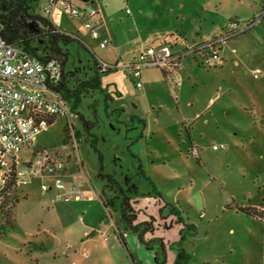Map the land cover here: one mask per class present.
<instances>
[{"label":"rangeland","instance_id":"obj_1","mask_svg":"<svg viewBox=\"0 0 264 264\" xmlns=\"http://www.w3.org/2000/svg\"><path fill=\"white\" fill-rule=\"evenodd\" d=\"M256 1L89 0L106 20L111 43L105 49L85 34L79 22L64 15L55 21L63 31L76 28L91 49L70 44L68 86L88 77L82 65L94 58L116 67L101 74L104 94L117 98L125 90L132 101L125 103L122 116L115 107L106 115L102 93L93 92L81 100L72 117L51 119L47 131L37 137L35 147L61 151L59 159L70 173H77L75 156L82 161L85 199L56 200L53 191L41 192L36 178L18 187L5 168L0 169V189L5 188L0 264H158L157 246L140 243L136 232L120 221V200L97 176L100 163L77 113L93 123L103 174L122 185L125 180L134 184L137 206H143L154 195L137 175L139 159L165 200L195 226V234L182 242L187 264H264V220L238 210L264 205V11L254 17L258 21L249 30L218 45L219 62L209 61L217 46L203 47L229 22L239 28L251 22ZM46 4L47 0H36L32 11L42 15ZM162 41L182 55L180 67L174 78L169 75L171 81L158 68L141 69L139 91L122 65L134 62L139 50ZM129 111L145 119L146 126L130 124ZM68 129H74L76 155L69 144L64 146ZM140 138L143 154L137 150ZM31 152L25 150L21 157L28 158ZM103 195L115 200L112 206H102ZM175 230H167V239L176 236ZM167 251L176 256L170 247Z\"/></svg>","mask_w":264,"mask_h":264},{"label":"built area","instance_id":"obj_2","mask_svg":"<svg viewBox=\"0 0 264 264\" xmlns=\"http://www.w3.org/2000/svg\"><path fill=\"white\" fill-rule=\"evenodd\" d=\"M42 12L53 24L63 15L70 21L79 22L86 35L100 49H105L109 44V39L101 31L103 22L100 13L92 4L82 2L81 5H76L72 0H47ZM126 12L129 13L128 10ZM257 21L258 19L251 20L243 28H239L236 22H229L221 35L204 43V48L217 46L209 61L219 62L218 45L246 32ZM83 44L91 50L86 42ZM181 58V54L162 44L139 50L137 59L122 67L129 77L135 79V87L142 89L139 81L141 69L155 67L167 74L172 73ZM98 65L101 72L116 68L105 63ZM61 79L62 66L58 60L39 59L0 38V169L5 168L7 176L13 171V179L18 187H24L31 179L36 178L40 182L41 192L53 191L55 199L59 201H79L85 199V173L82 161L76 155L78 144L74 140V129H68L64 146L69 144L76 155L74 159L77 173L67 170L59 159V150L52 153L42 150L33 155L31 152L28 158L21 157L23 151L34 149L38 135L47 131L51 119L64 117L68 120L72 117L69 105L54 90ZM178 81L175 80L177 83ZM220 148L224 146H213V150Z\"/></svg>","mask_w":264,"mask_h":264},{"label":"trees","instance_id":"obj_3","mask_svg":"<svg viewBox=\"0 0 264 264\" xmlns=\"http://www.w3.org/2000/svg\"><path fill=\"white\" fill-rule=\"evenodd\" d=\"M35 1L36 0H0V38L7 44L16 45L39 59L54 58L59 61L62 66V79L56 85V87H54V90L69 105V108L72 112L79 106L83 98H85L88 94L97 91L102 93L104 97V112L109 114L107 113V101L109 100V97L102 92L100 78L101 74L108 73L111 70L108 69L104 72H101L98 62L92 58L91 64H87L85 66L82 65V67L89 71L88 77L77 81L75 86L69 87L68 84L71 83L70 77L67 78L65 69L69 61L70 44H77L88 52H90V50L84 46L83 43L85 41L82 40V36L78 31L64 32L61 29V32L56 31V29L59 28L55 24L51 23L43 14H35L32 11V3ZM161 72L163 76H166L164 71L161 70ZM121 111L122 109L120 108L114 110L115 113ZM77 116L82 124L84 132L91 138L89 141V146L97 154V158L100 163V169L97 172V176L101 180L105 181L106 188L109 191H112V193H116L115 198H119L120 200V221L123 222L129 230L136 232L137 239L140 243H143L144 234L150 232L152 229L151 221H153V219L150 217L148 221L134 224L136 217L134 209L131 205L132 199L130 196L137 194V188L134 187V189L131 191L124 190L120 183L112 175L102 173V156L96 147V136L93 133H90L92 128L91 123L86 120L81 113H77ZM130 121H137L143 128L146 124L144 119H140L136 116H131ZM66 130L67 129H63V132ZM39 151H42V149L38 150L36 147H34L32 150V155ZM136 161L137 175L142 177L149 184L151 187V194L160 198L164 202V206L167 208L168 214L175 217V222L182 224L183 226V229L179 232V240L175 243L174 250L176 251V256L174 264H187L188 255L182 248V242L186 239L187 235L193 236L195 234V226L185 221L182 216V212L175 206V204L164 200L162 194L157 190L152 179L144 172L140 164V160L136 159ZM8 177L13 179V173H9ZM125 184H128L127 181H125ZM3 187L0 189V209L5 205V203H3L2 193L5 188L3 189ZM103 197L104 198H101L99 196V200L104 208L112 206L115 202V200L108 199L104 195ZM106 198L108 200H106ZM238 210L246 215L256 216L264 220V218L259 213H257V211L251 208L239 207ZM118 239L120 242H123V239L120 235L118 236ZM159 242L160 260L158 261V264H165V249L162 242Z\"/></svg>","mask_w":264,"mask_h":264},{"label":"crops","instance_id":"obj_4","mask_svg":"<svg viewBox=\"0 0 264 264\" xmlns=\"http://www.w3.org/2000/svg\"><path fill=\"white\" fill-rule=\"evenodd\" d=\"M80 2H82V1H80ZM91 3H93V2H91ZM81 4L82 3H80L79 5H81ZM254 4H256L257 7H256V5H254L255 6L254 10H253L254 12L251 15V17H253L252 20H254L255 19L254 17L259 15V13H262L264 11V0H259L258 2L256 1V2H254ZM93 6H95V5L93 4ZM247 6L250 9L253 8V5H251L250 3H248ZM98 11L100 13V17H101L102 22H103L101 31L103 33V36L107 37L108 33H107V28H106V20H105L103 14L100 12L99 9H98ZM74 31H78V30L75 28ZM109 43H111L110 39H109ZM162 44H164L163 41L159 45H162ZM179 67H180V64L178 65V67L176 68V70L174 72L168 73V74L166 73V76H163V75L162 76L165 77V79L171 81V79H169V75H174L172 77V78H174L175 74H176V71H177V69ZM161 74H162V72H161ZM140 76H141V74H140ZM100 81H101V89H102V92L104 93L106 91V89L103 87L101 78H100ZM142 89H143V85H142ZM142 89H137V90L142 91ZM108 97H109L108 110H111L112 107H115L114 108L115 110L118 109V108L122 109V112L119 113V116H122L124 113L127 112V108L125 106V103H127L128 101H132L131 97L128 96V94L125 92V90H123L122 92H119L118 97L116 96L117 98L112 97V95H108ZM118 106H120V107H118ZM129 113H130L129 114V120H130L131 116H136V117H138L140 119H143V118H141V116H139L135 112L133 113V111H131V112L129 111ZM134 122H137V121H133V122L130 121V124H133ZM145 126H146V124H145ZM139 137H142V133L139 134ZM141 142H142V138H140V140L138 141V143L136 142V144L138 145L137 146V150L139 151V153L143 154V151H142V148H141ZM144 172L146 173V171H144ZM137 195L138 194L134 195L133 198H132V207H133V209L135 211V217H136V220H135L134 224H138V223H141V222H144V221H148V219L150 217H152L153 224H154L152 230L150 232H147V233L144 234L143 241L144 242L145 241L146 242H150L154 246H157V249H158L157 252L159 253V259L157 260V263L160 260V248H159L160 247V242L159 241H161L163 246H164V249H165V256H166V263L165 264H174L175 257H174V255L172 253L167 251V248H169L171 246L170 250L171 251L174 250L175 243L179 240V232L183 229L182 224L176 223L175 222V217L168 214V210L164 206V202L160 198H158L156 196H153V197L152 196H148L147 201H144V205L143 206H137V200H136V199H138ZM164 200H165V198H164ZM165 201H167V200H165ZM153 202H155V206L152 207V210L149 212V207L152 206ZM167 202H169V201H167ZM239 207L251 208V209L257 211V213H259L264 218V205L263 204L247 205V206H239ZM177 208L180 210L179 207H177ZM139 212H142L141 213L142 219L138 218V215H139L138 213ZM203 215H204V213L202 212L200 214V217H203ZM184 219H185V221L187 223H189L186 218H184ZM166 221H168V223H166ZM173 228L176 229L175 230L176 231V236L174 238H172V239H167V237L165 236V233L167 232L168 229H173ZM136 235H137V233H136ZM147 246H149V245L147 244ZM262 246H263V244H262Z\"/></svg>","mask_w":264,"mask_h":264},{"label":"flooded vegetation","instance_id":"obj_5","mask_svg":"<svg viewBox=\"0 0 264 264\" xmlns=\"http://www.w3.org/2000/svg\"><path fill=\"white\" fill-rule=\"evenodd\" d=\"M103 94H104V93H103ZM108 101H109V100H108ZM108 101H107V106H108ZM108 111H109V110H107V113H108ZM121 112H122V111H121ZM119 113H120V112H117L116 114L119 115ZM105 114H106V113H105ZM106 115H109V114H106ZM89 122H90V121H89ZM90 123H91V127H92L91 130H92V129H93V123H92V122H90ZM91 130H90V133H93ZM125 181H127V183H128L127 185L125 184ZM125 181H124V184H123V185L120 184L124 190H128V191L130 190V191H131L132 189H134V187H136L134 184H130L128 180H125ZM137 192H138V191H137ZM118 200H119V198H118Z\"/></svg>","mask_w":264,"mask_h":264},{"label":"water","instance_id":"obj_6","mask_svg":"<svg viewBox=\"0 0 264 264\" xmlns=\"http://www.w3.org/2000/svg\"><path fill=\"white\" fill-rule=\"evenodd\" d=\"M80 1H82V2H88L89 0H80Z\"/></svg>","mask_w":264,"mask_h":264}]
</instances>
